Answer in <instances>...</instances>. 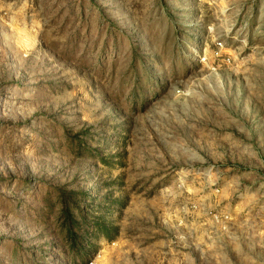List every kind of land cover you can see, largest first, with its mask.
<instances>
[{"label":"rangeland","instance_id":"1","mask_svg":"<svg viewBox=\"0 0 264 264\" xmlns=\"http://www.w3.org/2000/svg\"><path fill=\"white\" fill-rule=\"evenodd\" d=\"M90 262L264 264V0H0V264Z\"/></svg>","mask_w":264,"mask_h":264},{"label":"trees","instance_id":"2","mask_svg":"<svg viewBox=\"0 0 264 264\" xmlns=\"http://www.w3.org/2000/svg\"><path fill=\"white\" fill-rule=\"evenodd\" d=\"M69 196V195H68ZM61 202L64 204L62 209V215L64 216L65 224L68 225V227L65 228V232L67 234V239H72V246L73 248H77L76 246H79L77 243V237L74 233L73 226L76 224L78 225V220H85L84 214L81 210V206L78 205L76 202L73 206L68 207L67 198L60 197ZM81 210V211H80ZM81 239V238H80ZM81 250V247L78 248Z\"/></svg>","mask_w":264,"mask_h":264},{"label":"built area","instance_id":"3","mask_svg":"<svg viewBox=\"0 0 264 264\" xmlns=\"http://www.w3.org/2000/svg\"><path fill=\"white\" fill-rule=\"evenodd\" d=\"M88 264H94L93 262H90V263H88Z\"/></svg>","mask_w":264,"mask_h":264}]
</instances>
